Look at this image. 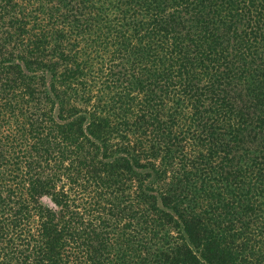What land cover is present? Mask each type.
Here are the masks:
<instances>
[{"label": "trees", "instance_id": "16d2710c", "mask_svg": "<svg viewBox=\"0 0 264 264\" xmlns=\"http://www.w3.org/2000/svg\"><path fill=\"white\" fill-rule=\"evenodd\" d=\"M0 264H264V0H0Z\"/></svg>", "mask_w": 264, "mask_h": 264}, {"label": "rangeland", "instance_id": "374dc122", "mask_svg": "<svg viewBox=\"0 0 264 264\" xmlns=\"http://www.w3.org/2000/svg\"><path fill=\"white\" fill-rule=\"evenodd\" d=\"M41 199H42L43 202H45L47 204H50V201H49V199L47 197L43 196Z\"/></svg>", "mask_w": 264, "mask_h": 264}]
</instances>
